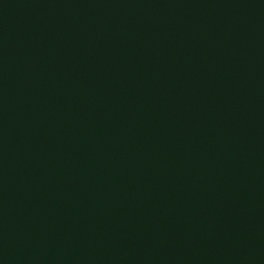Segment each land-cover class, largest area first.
Returning a JSON list of instances; mask_svg holds the SVG:
<instances>
[{
	"label": "water",
	"instance_id": "obj_1",
	"mask_svg": "<svg viewBox=\"0 0 264 264\" xmlns=\"http://www.w3.org/2000/svg\"><path fill=\"white\" fill-rule=\"evenodd\" d=\"M0 264H264V0H0Z\"/></svg>",
	"mask_w": 264,
	"mask_h": 264
}]
</instances>
